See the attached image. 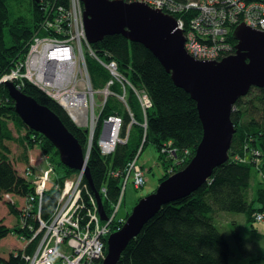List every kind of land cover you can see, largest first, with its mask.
I'll list each match as a JSON object with an SVG mask.
<instances>
[{
	"label": "trees",
	"instance_id": "16d2710c",
	"mask_svg": "<svg viewBox=\"0 0 264 264\" xmlns=\"http://www.w3.org/2000/svg\"><path fill=\"white\" fill-rule=\"evenodd\" d=\"M6 1L0 0V76L8 72L16 62L23 60L28 48L27 42L45 16H49L57 5L68 4V0H27L31 18L19 15L10 21ZM229 39L235 46L236 41L231 34ZM92 49L100 59L116 61L123 76L136 86L144 87L152 102L151 108L146 112L147 127L144 137L141 109L132 93L127 95V103L135 123L130 124L127 109L114 97L108 98L100 112V118L110 114L121 116L120 134L127 135L125 142H117L113 152L103 155L97 145L96 133L86 163L93 188L100 194L101 185L105 186L102 203L108 213L122 183V174L114 173L123 172L127 161L135 154L144 138L143 145L151 141L159 150L164 142L170 141L176 158L182 157L185 150L189 151L188 156L172 169L173 172L189 161L202 136V126L195 101L184 89L173 83L170 74L142 44L132 42L120 34H113L92 44ZM87 67L93 86H101L107 78L104 68L90 56H87ZM117 87L115 85L114 88ZM19 89L53 110L85 147L86 132L71 121L55 100L28 80H24ZM254 90L257 92L252 93ZM247 95L238 98L231 111L230 118L236 131L228 151V160L215 167L211 176L197 190L162 204L126 245L117 264H229V243L215 225V212L242 213L247 223L257 221L256 213H264V182H257L252 187L253 170L255 173L256 167L264 164V88L252 87ZM3 117H11L17 128H25L24 138L12 136ZM5 138H14L25 148L34 146V141L40 142L41 151L49 154L53 163L56 160L54 165H61L65 170V174L58 177L59 181L76 171L60 163L57 149L44 135L21 121L14 111L13 100L6 87L0 84V141ZM4 149L7 147L0 142V243L11 235L17 237L23 231V222L24 232L29 231V223H32L23 210L26 204L19 203L18 199H24L26 194L33 192V185L25 173L24 165L17 163L18 160L10 159L1 151ZM254 149L259 151L257 161L242 163L233 159L235 153H242L244 150L251 152ZM249 156L252 157L251 154ZM167 176L169 173L160 181ZM85 182L87 183L86 180ZM84 191L91 193L90 187H86ZM56 200L57 192L54 189L44 191L40 213L44 219L50 217ZM256 201L258 206L255 207ZM34 220L37 218L34 217ZM236 238L239 239V236L236 235ZM34 243L31 242L22 251L18 248L21 241L19 244L13 240L9 253L5 256L0 253V264H26L22 252L27 255ZM248 264H264V256L252 258Z\"/></svg>",
	"mask_w": 264,
	"mask_h": 264
},
{
	"label": "built area",
	"instance_id": "2783aa9c",
	"mask_svg": "<svg viewBox=\"0 0 264 264\" xmlns=\"http://www.w3.org/2000/svg\"><path fill=\"white\" fill-rule=\"evenodd\" d=\"M124 1L141 2L172 15L176 20V28L183 33L186 52L201 61L220 60L234 53L235 47L229 39V34L240 23L251 29L264 31V0ZM57 6L49 16H45L32 35L26 58L16 62L8 72L2 74L0 84L11 81L19 88L23 80L33 82L48 96L62 104L74 124L87 127V141L94 139L97 133V145L103 155H108L114 151L117 142H125L127 139L126 134L125 136L120 134L122 118L117 114H111L99 121V113L97 116L93 114V97L87 96L92 91V81L87 69L85 76L77 73L78 59L86 61L87 64V56H90L104 68L107 79L105 84L98 88L103 92L101 98L106 102L108 97H115L122 102L129 112L130 124L136 121L127 103L126 94L128 90L133 91L143 118L141 122L143 137L147 127L146 112L152 106L151 98L145 88L136 87L123 76L116 61L102 60L95 54L86 36L81 0H68L67 6ZM75 7L77 15L74 16ZM37 51H42L45 57L48 55V60L46 58L45 62L42 61L39 67L43 78L36 76L31 78V73L35 71L32 57ZM115 85L118 86L117 89L114 88ZM144 142L145 138L132 158L127 161L123 172L114 173L122 174V183L116 200L111 204L107 220H102L98 216L96 198L84 191L89 186L85 182L83 169L76 170L62 181L57 177L50 181L47 173L32 177L37 210H33L32 219L25 214L32 220L28 226L29 230L35 235H41L42 240L36 254H22L27 264H101L104 258L105 238L111 231V223L123 201L128 180L131 178L136 188L142 187L145 183L146 171L137 161ZM161 152L175 157L170 141L163 143ZM188 154L189 151L185 150L182 157L176 158V164L183 161ZM88 155L87 150L84 164L87 163ZM258 155L259 151L256 149L251 152L244 150L242 153H235L233 159L250 163L257 161ZM256 169L261 181L264 182V164L257 166ZM25 173L30 176L31 169L27 167ZM50 188L57 192V200L50 217L43 222L40 202L44 191ZM103 193L105 188L101 189V200ZM26 208L30 212V206ZM34 217L37 220H34ZM255 219L264 220V213H256ZM33 221L37 223L36 226Z\"/></svg>",
	"mask_w": 264,
	"mask_h": 264
},
{
	"label": "water",
	"instance_id": "95a60500",
	"mask_svg": "<svg viewBox=\"0 0 264 264\" xmlns=\"http://www.w3.org/2000/svg\"><path fill=\"white\" fill-rule=\"evenodd\" d=\"M87 39L95 44L106 35L120 34L152 52L170 74L173 83L196 102L202 136L189 161L161 180L132 207L121 229L107 237L101 264H117L129 241L162 204L184 197L202 186L215 167L228 160L236 131L230 118L238 98L252 87L264 88V31L240 23L232 30L235 51L215 61H201L184 48V36L176 20L161 10L124 0H81ZM13 108L30 129L44 135L57 149L64 166L81 170L97 199L101 218L106 214L99 193L93 188L83 147L48 106L23 93L13 82L3 83ZM87 133V129H84Z\"/></svg>",
	"mask_w": 264,
	"mask_h": 264
},
{
	"label": "rangeland",
	"instance_id": "374dc122",
	"mask_svg": "<svg viewBox=\"0 0 264 264\" xmlns=\"http://www.w3.org/2000/svg\"><path fill=\"white\" fill-rule=\"evenodd\" d=\"M6 2H7L8 15H9L10 21L19 15H22L28 19L31 18L32 15L30 14V11L28 10V1L27 0H7ZM75 15H77V7L74 8V16ZM4 35H5V39H7L8 35H7L6 30L4 32ZM91 46H92V43H91ZM27 50H28V48H27ZM27 50L25 51V54L22 58L25 57ZM93 60H95V59H93ZM77 69H78L77 73H82L85 76L86 69L88 71L86 61L84 62L83 60H81L79 58L78 63H77ZM3 74H5V72ZM32 84H33V82H32ZM104 84H105V82H103V84L99 87H94L93 82H92V84H91L92 91L87 94L88 97H91V96L93 97L94 105L92 106V111H93V114L95 116H97L99 113V121L102 118H104V117L100 118V112H101L102 108L104 107L105 103L107 102L108 98H110V97H108L106 102L101 98V95L103 92L101 89H98V88L102 87ZM136 87L141 88L140 86H136ZM256 92H257V90H254L252 93H256ZM129 93L133 94V91H131V90L127 91L126 100H127V95ZM133 96H134V94H133ZM246 96H248V95H245L244 97H246ZM118 102H120V101H118ZM120 103L123 106H125L122 102H120ZM125 108H126V106H125ZM68 117H69V115H68ZM2 120L7 123V130L12 134V136H14L15 138H16V136H18V138H23L25 136V135L21 136L20 132H21V134H25L26 129L23 127L17 128L16 122L11 117H9V118L3 117ZM77 127L82 128V129H87V127H85V126H83V127L77 126ZM95 136H96V134H95ZM97 136H98V134H97ZM96 139H97V137H96ZM93 140L94 139H92V141ZM34 142H35L34 146H36L37 148L40 149V147H39L40 142H38V141H34ZM86 142H87V140H86ZM17 143L18 142L12 141V143L9 144L10 150L11 151L15 150V152H14L15 154L17 153L18 150H21V145H19V143H18V145H16ZM34 146H32V147H34ZM88 153H89V151H88ZM42 155H43V158L46 159V165L44 167L45 170L44 171L39 170V172L36 171V174L34 176L47 173L49 176V180L52 181L55 177L63 176L65 174V170L61 165H57V164L54 165L56 160L54 161V163L52 161H50V155L49 154L42 152ZM57 159H58V156H57ZM137 161H138V164L143 169H145V171H146L145 183L142 187L136 188L134 186V184L132 183L131 178L128 180V183H127V186L125 189V192H126L125 198L121 203L120 209L118 211V216L123 215L124 217H126L127 214L130 213V211H131L132 207L135 205V203L140 198H142L143 196L151 193L157 187L158 183L160 182V179H162L163 176L170 171V169L175 168V166H176V158L169 156L167 153H162L161 150H159L158 147L154 143H152L151 141H147L145 143V145H143V147L140 150ZM69 176H67V177H69ZM254 176H255V174H254V170H253L252 179H254ZM28 178L32 179L30 177H28ZM23 206H25V205H23ZM254 206L255 207L258 206L257 201L254 203ZM23 210H25V213H27L28 216H30V218L32 219L33 212L27 211L26 206L24 207ZM214 219H215L214 220L215 225L220 229V231L223 233L225 238L228 240L229 248H230L229 264H248L250 259L264 256V222L253 221V222L247 223L245 221L244 214L227 212V211L215 212ZM232 220L235 223H232ZM42 221L45 222V219H42ZM33 224H34V226H36L37 223L33 221ZM43 232H44V230L42 231V233ZM236 235L239 236V239L236 238ZM107 237L105 238V249L107 247ZM13 240L17 241L20 244L19 239H17V237H15L13 235H11L10 237H8L7 239L3 240L0 243V253L2 255L5 256L9 253L10 247H11L10 245H11ZM21 244H22V242H21ZM20 248L22 249V251L25 250L24 245H22V247H20ZM105 253L106 252L104 250V256H105ZM22 254L26 255L23 252H22ZM27 255H29V254H27ZM26 264H27V262H26Z\"/></svg>",
	"mask_w": 264,
	"mask_h": 264
},
{
	"label": "bare ground",
	"instance_id": "6f19581e",
	"mask_svg": "<svg viewBox=\"0 0 264 264\" xmlns=\"http://www.w3.org/2000/svg\"><path fill=\"white\" fill-rule=\"evenodd\" d=\"M30 42V39L29 41L27 42V44H29ZM48 60V55L45 57L43 52L42 51H37L35 55H33L32 57V60L34 62V66H35V71H33V73H31V78L33 76H36L37 78L41 77L43 78V76L41 75L40 71H39V67H40V64L42 61L45 62V60ZM208 61V60H207ZM210 61H215V60H210ZM71 65V63L68 65V67ZM81 93V92H79ZM190 96V95H189ZM60 104V102H58ZM80 103V102H79ZM196 103V102H195ZM62 106V104H60ZM63 107V106H62ZM64 108V107H63ZM65 109V108H64ZM197 109V108H196ZM4 132V130L2 131ZM12 141L14 142H18L16 139L12 138V139H3L2 141H0L3 145H5L7 147V149H4V150H1L3 153L7 154L8 156V153L11 152L10 150V147H9V144L12 143ZM89 141V142H88ZM87 141V144L85 145V147H83V156H84V159H85V154H86V151L88 149V151L90 152V149L92 147V144H93V141L92 140H88ZM18 145V143L16 144ZM82 170V169H81ZM79 171V170H78ZM110 173V172H109ZM111 174H113V172L111 171ZM102 188H105V186H103V184L101 185L100 187V190ZM95 189V188H94ZM96 190V189H95ZM97 191V190H96ZM98 192V191H97ZM99 193V192H98ZM94 197V191L91 190V193ZM100 195V194H99ZM96 198V197H95ZM24 204H26V206H30V211L33 212V210L35 209V211L37 210V207L35 208L36 206V202H35V198H34V191L33 192H30L28 194H26L24 196ZM103 204V203H102ZM96 206H97V213H98V216L100 217V219L102 220H107V217L109 215V212L107 213L105 211V214H106V218L103 219L101 218V215H100V212H99V206H98V203H97V199H96ZM105 210V209H104ZM40 213H41V202H40ZM26 218V217H25ZM28 218V216H27ZM127 216L124 217V216H118V213L116 215V217L113 219L112 223H111V231L109 234H111L112 232H115L119 229H121V227L123 226V224L125 223V220H126ZM29 222V220H28ZM23 225H24V222L21 226V228L23 229V231L19 234H17V238L22 242V245H24V247L28 246V244H30L31 242H35L34 243V246L32 248V250L30 252H28L29 255H34L38 252L39 250V247H40V244H41V240H42V237L41 235L39 234H34L32 231H28V232H24V228H23Z\"/></svg>",
	"mask_w": 264,
	"mask_h": 264
},
{
	"label": "crops",
	"instance_id": "0c3cea01",
	"mask_svg": "<svg viewBox=\"0 0 264 264\" xmlns=\"http://www.w3.org/2000/svg\"><path fill=\"white\" fill-rule=\"evenodd\" d=\"M20 135L24 136L25 134H21V132H20ZM14 152H15V150L8 153V157L10 159L13 158L15 160H18L17 163L24 165L25 169L28 166L31 169V175L28 177L32 178L36 174V171L39 172V170H43V171L45 170L44 167L46 165V159L43 158L41 150L39 148H37L36 146L25 148L24 145L22 144L21 150H18L16 154ZM254 174H255L254 179H252V187L253 188L256 186L257 182L261 181L259 173L256 171ZM251 192H252V190H251ZM125 193H124L123 200L125 198ZM18 201H19V203L21 202L23 204L24 199L23 198L21 200L18 199ZM119 209H120V207H119ZM121 216H123V215H121ZM13 222H14V218H13ZM232 223H234L233 220H232ZM20 247H22V244L19 245L18 248H20Z\"/></svg>",
	"mask_w": 264,
	"mask_h": 264
}]
</instances>
